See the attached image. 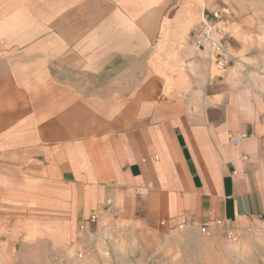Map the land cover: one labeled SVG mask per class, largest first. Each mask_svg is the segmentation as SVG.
<instances>
[{
  "label": "crops",
  "instance_id": "crops-1",
  "mask_svg": "<svg viewBox=\"0 0 264 264\" xmlns=\"http://www.w3.org/2000/svg\"><path fill=\"white\" fill-rule=\"evenodd\" d=\"M89 1L62 22L74 40L41 44L40 71L18 61L33 46L0 41V249L89 264L105 241L173 232L183 218L184 231L248 232L264 219L262 20L204 0L203 14L230 22L234 59L218 75L191 36L171 35L196 0ZM102 31L104 45L92 38ZM93 56L99 67L80 71ZM65 57L78 69L61 72Z\"/></svg>",
  "mask_w": 264,
  "mask_h": 264
},
{
  "label": "rangeland",
  "instance_id": "rangeland-1",
  "mask_svg": "<svg viewBox=\"0 0 264 264\" xmlns=\"http://www.w3.org/2000/svg\"><path fill=\"white\" fill-rule=\"evenodd\" d=\"M96 1L99 2V0L94 2ZM213 1L216 3V0ZM195 2L198 3L197 6L178 9L173 22L176 32L171 34L173 40H185L201 19L204 13L202 12L204 0H196L194 4ZM236 2L239 6L257 14L264 23V0H236ZM118 3L114 2L117 8ZM92 4L93 1L89 0H0V41L15 43L18 47L27 44L33 46L35 50L32 60L22 56L18 61H32L34 71L36 68L40 71L44 65L40 57L41 44L56 46L57 42L74 40L73 34L63 33L71 24L63 25L62 22L72 18L74 9L77 8V12L89 10ZM57 21L60 22L59 26ZM110 36L102 31L96 32L92 38L104 45L110 40ZM64 51L67 53L69 50ZM97 51L103 53L106 50L98 48ZM146 51L148 52L147 49ZM98 60L101 61L99 56H93L91 59L83 58L79 65L80 71L88 69L95 71L99 67L95 64ZM72 61V58L65 57V62L68 64L60 71L72 72L73 66L76 67ZM53 71L58 69L55 67ZM214 71L219 75L215 67ZM233 234L234 239L229 238L228 234L222 231L202 234L184 229L169 233L138 234L136 239L130 238L127 245L124 242L112 243L111 248L105 241L103 244L106 249L102 251V255L89 264H264V232H258L253 226L245 234L239 235L236 232ZM9 252V249H0V264H32L31 258L9 255ZM76 259L74 264H84L83 259L81 260L78 255ZM38 263L43 264L44 260Z\"/></svg>",
  "mask_w": 264,
  "mask_h": 264
},
{
  "label": "built area",
  "instance_id": "built-area-1",
  "mask_svg": "<svg viewBox=\"0 0 264 264\" xmlns=\"http://www.w3.org/2000/svg\"><path fill=\"white\" fill-rule=\"evenodd\" d=\"M225 12L214 10L210 14H203L199 22L195 25L191 32V39L195 49L202 53L206 58L212 61L214 67L223 75L234 59L233 47L231 44L232 36L229 32L230 22L223 16ZM246 135H241L240 139ZM239 140H234L235 145L239 144ZM97 221V216L93 215L88 222L80 225V230H84L90 223ZM220 221L216 225H221ZM187 225V219L183 218L179 224V229L183 230ZM211 223L203 224L200 233L208 234ZM255 229L258 232H264V219L260 220ZM229 238L234 239L233 233H228Z\"/></svg>",
  "mask_w": 264,
  "mask_h": 264
},
{
  "label": "bare ground",
  "instance_id": "bare-ground-1",
  "mask_svg": "<svg viewBox=\"0 0 264 264\" xmlns=\"http://www.w3.org/2000/svg\"><path fill=\"white\" fill-rule=\"evenodd\" d=\"M15 87V86H14ZM2 102V101H1ZM62 105V104H61ZM0 106H2V104L0 105ZM50 107V106H49ZM44 110V109H43ZM47 111V110H46ZM45 113V112H44ZM5 116H7V114L5 115Z\"/></svg>",
  "mask_w": 264,
  "mask_h": 264
}]
</instances>
